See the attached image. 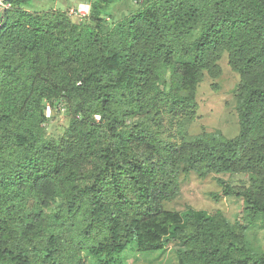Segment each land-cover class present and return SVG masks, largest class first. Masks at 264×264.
Listing matches in <instances>:
<instances>
[{
  "label": "trees",
  "instance_id": "obj_1",
  "mask_svg": "<svg viewBox=\"0 0 264 264\" xmlns=\"http://www.w3.org/2000/svg\"><path fill=\"white\" fill-rule=\"evenodd\" d=\"M0 13V264H126L178 243L177 264H264V0H136L105 29L6 0ZM196 33V35H195ZM226 52L238 133L188 132L196 87ZM68 123L47 137L45 110ZM242 200L231 222L165 208L181 174Z\"/></svg>",
  "mask_w": 264,
  "mask_h": 264
},
{
  "label": "rangeland",
  "instance_id": "obj_2",
  "mask_svg": "<svg viewBox=\"0 0 264 264\" xmlns=\"http://www.w3.org/2000/svg\"><path fill=\"white\" fill-rule=\"evenodd\" d=\"M96 0H30L24 8L29 11L59 10L68 11L77 3H88ZM101 8V16L104 17L105 29L124 19L130 13L137 10L139 3L136 0H108ZM69 15V14H68ZM70 16V15H69ZM75 22L81 20L70 16ZM90 23L87 17L82 19ZM196 35V33H195ZM220 72L217 76L205 74L197 84L196 115L188 125L191 135L203 131L219 130L226 137H233L238 133V116L236 112L235 90L239 76L228 65L227 54L224 52L218 61ZM46 106L45 135L58 138L62 135L68 123V116L63 108H56L54 112ZM246 176L243 174H211L200 178L194 173L181 174L178 178V190L176 195L164 202V206L170 210L180 211L182 215L193 209L197 215L212 216L216 211H221L229 221L234 222L242 218L243 202L235 196L218 195L221 190L219 179L225 180L233 185H241ZM251 242L264 249V226L256 221L248 232ZM180 245L171 242L163 251L151 253H130L126 264H177V251Z\"/></svg>",
  "mask_w": 264,
  "mask_h": 264
},
{
  "label": "built area",
  "instance_id": "obj_3",
  "mask_svg": "<svg viewBox=\"0 0 264 264\" xmlns=\"http://www.w3.org/2000/svg\"><path fill=\"white\" fill-rule=\"evenodd\" d=\"M9 8H11V3L9 1L0 0V13H2L5 10H8ZM89 12H90V4L77 3L68 11V14L79 20H82L89 15Z\"/></svg>",
  "mask_w": 264,
  "mask_h": 264
}]
</instances>
